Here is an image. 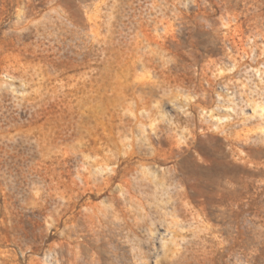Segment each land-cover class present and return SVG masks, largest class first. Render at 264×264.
<instances>
[{
	"label": "rangeland",
	"instance_id": "1",
	"mask_svg": "<svg viewBox=\"0 0 264 264\" xmlns=\"http://www.w3.org/2000/svg\"><path fill=\"white\" fill-rule=\"evenodd\" d=\"M0 264H264V0H0Z\"/></svg>",
	"mask_w": 264,
	"mask_h": 264
}]
</instances>
